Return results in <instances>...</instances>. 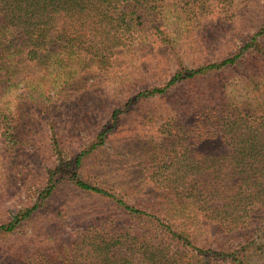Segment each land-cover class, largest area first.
I'll return each instance as SVG.
<instances>
[{
  "label": "trees",
  "instance_id": "obj_1",
  "mask_svg": "<svg viewBox=\"0 0 264 264\" xmlns=\"http://www.w3.org/2000/svg\"><path fill=\"white\" fill-rule=\"evenodd\" d=\"M163 1L0 0V197L24 173L21 156H37L28 150L47 139L30 136L42 118L52 135L48 145L59 155L34 200L0 217V239H19L28 229L36 236L29 256L16 244L9 248L23 264H264V70L242 75L244 94H228L224 75L212 83L220 68L240 58L262 55L264 69V41L257 38L264 22L233 57L198 68L181 63L164 86L135 97L187 88L146 148L142 165L149 175L138 184L106 188L83 174V159L106 143V133L73 158L65 155L56 106L93 95L96 84L87 83L95 67L108 71L122 50L144 47L142 35L159 19ZM241 1L177 0L183 6L174 2L171 21L164 17L169 28L156 25L155 33L174 52L197 18ZM258 47L254 57L243 55ZM128 107L112 110L113 126ZM65 185L108 198L111 210L63 236L64 215L48 200Z\"/></svg>",
  "mask_w": 264,
  "mask_h": 264
},
{
  "label": "rangeland",
  "instance_id": "obj_2",
  "mask_svg": "<svg viewBox=\"0 0 264 264\" xmlns=\"http://www.w3.org/2000/svg\"><path fill=\"white\" fill-rule=\"evenodd\" d=\"M176 1L164 0L160 3L159 19L142 35L141 45L144 44V47L140 50H122L116 55L117 61L108 71L94 68L87 83L96 84L93 95L87 99L62 100L56 106L54 112L58 124L57 132L63 135L65 155L68 159L90 146L98 139L100 133H106V143L83 159L82 172L91 182L121 190L122 184L133 186L148 176L149 173L143 170L142 165L145 150L166 122L175 115L176 100H179L187 88L184 84L175 85L168 95L161 98L137 100L135 97L139 92L154 85L164 86L172 73L182 69L181 63L187 67L198 68L233 57L259 30L258 25L264 22V0H242L229 10L215 13L211 11L197 18L192 26L191 37L181 40L176 51L171 52V49H167L161 42L158 34L156 35L154 26L162 24L169 28L164 23V17L171 21L172 17L168 12L170 8L174 10L175 6H183ZM257 38L264 41V34L258 35ZM259 48L255 52L245 48L243 55L254 57ZM261 59L262 55H256L252 61L240 58L236 63L220 68L214 74L212 83L224 75L226 85H223V88L228 94H244L242 88L246 79H242V75L263 72L264 69L260 67L262 63H258ZM252 69L256 70L251 71ZM90 71L85 73V76ZM217 93L220 96L223 94L219 90ZM126 103L129 107L120 113L116 125L113 126L110 119L112 110L124 108ZM41 122L42 127H37L36 132L30 136L36 140L44 134L47 139H43V145L38 144L39 149L28 150L38 154L37 156H21L19 161L21 166H24V173L10 184L6 193L0 197V217L9 210L14 211V207L20 206L22 200L29 201L31 198L32 202L36 189L48 178V168L59 162V155L48 145L47 140L51 139L52 135L46 119L42 118ZM48 203L64 215L65 220L59 225V229L63 236L67 237L91 224L90 219L94 214L104 215L103 211L111 210L108 198L90 194L72 185L61 187ZM108 204L110 208L107 207ZM43 218L40 214L38 222ZM48 227L54 230L50 222ZM28 231L29 233L22 232L24 235L19 239H0V264H23L24 258L10 251L12 244H16L19 252L26 250L27 256L36 250V236L31 233V229Z\"/></svg>",
  "mask_w": 264,
  "mask_h": 264
}]
</instances>
